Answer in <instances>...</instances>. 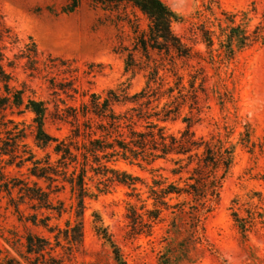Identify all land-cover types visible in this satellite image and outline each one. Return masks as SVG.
Instances as JSON below:
<instances>
[{
	"label": "trees",
	"instance_id": "obj_1",
	"mask_svg": "<svg viewBox=\"0 0 264 264\" xmlns=\"http://www.w3.org/2000/svg\"><path fill=\"white\" fill-rule=\"evenodd\" d=\"M80 2L67 0L61 12L72 13ZM100 2L111 7L126 2L148 20L147 28L139 32L135 22L128 19L136 34L134 45L128 49L120 44L114 49L121 54L126 52L127 71H147L146 82L134 92L130 91L127 81L103 94L82 91L81 95H88V99L77 106L60 97L62 93L74 100L79 94L73 61L44 55L31 37L10 59L6 55L7 44H14L17 37L0 21V195L6 198V207H12L19 221L42 227L54 238L52 243L48 237L26 233L23 257L30 264H68L66 259L82 245L87 198H96L116 184L127 186L139 196L137 184L144 183L143 179L120 168L121 162L148 170L152 180L147 191L151 208L139 213L134 204H128L126 217L131 233L150 234L153 225L163 219V211L169 210L173 228L180 221L188 223L186 232L193 240L204 216L218 203L223 181L234 164L236 144L229 139L231 131L196 136L191 129L192 115L183 118L186 126L177 132L161 124L179 115L182 103H176L175 90L183 102L186 98L195 100L198 91L193 79L188 81V89L181 85L182 77L177 73L176 59L199 55L172 30L177 14L162 0ZM214 4L220 8L218 0H208L210 12ZM220 13L222 17L215 16L217 31L201 24L203 42L211 58L216 52V56L229 60L253 45H264V7L261 20L252 29L248 11L238 14L220 9ZM238 15L240 21L236 22ZM151 51L168 56L169 67L152 60ZM134 52H139L144 60L138 61ZM19 60H24L22 69L29 77L40 76L48 82L54 97L53 111L48 109L47 102L35 97L26 83L20 87L10 84L13 75L7 68H16ZM87 68L85 74L89 75L100 72L102 66L91 63ZM163 70L176 78L174 85L165 81ZM203 83L204 78L198 86L200 89ZM163 98L165 101L161 104ZM26 112L32 115L29 123L13 117ZM48 118L68 124L69 132L64 137L50 134L45 128ZM244 134L249 141L250 132ZM29 138L32 143L28 142ZM161 171L170 175H163ZM66 189L72 200L69 210L63 200L57 199L54 203L52 197ZM252 194L260 195L259 192ZM237 201L232 200L233 204ZM23 204L33 212L25 215L20 207ZM67 211L73 219L67 218L64 227L50 223L52 218L58 220ZM94 216L96 234L110 245L117 264H127L101 217L96 212ZM231 216L241 237L246 239L256 221L255 211L240 216L232 210ZM57 248L64 254H55ZM159 264H170V261L161 260Z\"/></svg>",
	"mask_w": 264,
	"mask_h": 264
},
{
	"label": "rangeland",
	"instance_id": "obj_2",
	"mask_svg": "<svg viewBox=\"0 0 264 264\" xmlns=\"http://www.w3.org/2000/svg\"><path fill=\"white\" fill-rule=\"evenodd\" d=\"M178 16L172 30L185 43L199 52L189 59H176L181 85L189 88L188 81L193 79L198 88L195 100L186 98L183 102L178 90L173 92L176 103L181 102L179 115L174 120L161 122L169 131L177 132L186 126L185 116H193L191 129L196 136H209L226 130L231 131L229 139L236 144L235 160L223 181L218 203L207 213L193 240L186 232L188 223L180 221L171 224L169 210L163 211L150 234H133L126 217L128 204H134L139 213L151 208L148 198V185L151 175L148 170L136 165L121 162L118 166L133 175L141 177L138 183L139 196L125 185L116 184L110 190L98 194L96 198L85 200L83 215V241L74 250L68 264H117L111 247L95 232L93 220L96 212L107 227L113 241L120 249L127 264H159L162 260L170 264H264V45L256 44L237 52L232 59L216 56L211 58L203 42L201 24L215 31V16L222 17L220 9L233 13L248 11L249 28L260 20L264 0H218L220 8L214 4L213 12L208 9V0H162ZM67 0H0V21L17 37L14 44H7L6 55L10 59L31 37L39 52L44 55L58 56L73 61L77 68L78 80L75 85L79 94L68 104L77 106L88 99L81 92L104 93L107 89L127 81L130 91L140 90L146 82V70L127 71L124 65L125 53L115 52L120 44L132 49L135 35L127 20L135 22L138 31L147 28L148 20L128 3H117V7L104 5L100 0H81L78 7L69 14L61 12ZM240 21V15L235 19ZM217 47L215 43L214 48ZM151 59L156 63L167 64L169 57L164 53L151 51ZM135 58L142 62L139 52ZM24 60H19L16 68H7L12 73L10 84L20 87L26 83L34 91L36 98L47 102L53 111V95L48 82L43 78L29 77L22 69ZM101 64L100 72L85 74L89 64ZM166 67H169L167 64ZM98 68H95L97 70ZM168 85H174L176 78L166 70L161 71ZM193 77V78H192ZM204 78L203 88L198 86ZM1 86V85H0ZM164 86L162 89H165ZM30 92L27 91L26 95ZM165 99H161V104ZM62 107V105L60 104ZM31 113L14 115L16 120L29 123ZM46 130L55 136L64 137L69 125L47 119ZM250 132L249 141L246 133ZM29 143L31 139H28ZM169 176L167 171H161ZM259 192L260 195H253ZM0 195V264H30L25 254V235L28 232L48 237L53 243V234L42 227H34L30 222H21L12 207H6V198ZM253 196V198H249ZM53 202L64 201L69 210L72 202L68 190L52 194ZM238 199L236 204L232 200ZM261 198L259 201L258 199ZM144 205V208H141ZM25 215L33 211L28 205L20 206ZM236 210L240 216L255 211L256 221L241 237L231 216ZM73 215L65 212L51 224L64 227V221ZM177 228V230H176ZM55 254L63 255L57 248Z\"/></svg>",
	"mask_w": 264,
	"mask_h": 264
}]
</instances>
